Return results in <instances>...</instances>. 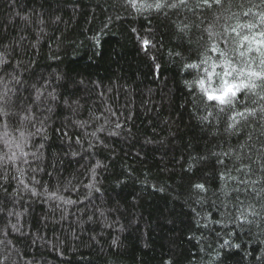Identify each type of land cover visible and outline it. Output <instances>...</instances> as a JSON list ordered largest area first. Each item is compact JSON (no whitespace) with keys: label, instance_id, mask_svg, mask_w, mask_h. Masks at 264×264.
Segmentation results:
<instances>
[{"label":"trees","instance_id":"1","mask_svg":"<svg viewBox=\"0 0 264 264\" xmlns=\"http://www.w3.org/2000/svg\"><path fill=\"white\" fill-rule=\"evenodd\" d=\"M198 3L0 0V264H264V112L185 67L264 4Z\"/></svg>","mask_w":264,"mask_h":264},{"label":"snow or ice","instance_id":"2","mask_svg":"<svg viewBox=\"0 0 264 264\" xmlns=\"http://www.w3.org/2000/svg\"><path fill=\"white\" fill-rule=\"evenodd\" d=\"M128 2L131 7L140 11L144 7H154L159 10L167 6L177 9L182 5L186 6L188 0H175V2L170 4H166L165 0H160V2L154 5L138 4L137 0H128ZM261 3L264 4V0H261ZM226 4L230 8L232 6L231 0H199L197 7L202 9L213 7L224 8ZM244 15L248 16L249 13L245 12ZM217 20H219V17ZM222 27V33L214 32L211 27L205 30L210 40L220 37L219 42H213L208 49L215 53L216 56L205 55L200 64L189 63L185 67L198 69L201 64L207 65L204 68V77L194 81L200 88L202 96L206 98L207 103L204 104L205 110H208L213 104L218 106L220 112H224L226 109L232 110L236 108V103L240 99V93L243 92L245 97H247L243 110H235L233 115L229 117L231 123H229L228 127L231 129L240 124L241 121L247 122L249 117L256 115V108H250L249 104L260 105L259 110L264 112V103H262L264 102V13L258 14L256 22L240 23L237 21L235 26ZM243 29H247V34L242 32ZM233 34L238 38L232 41L234 47L229 46V39ZM144 43L145 45L148 44L147 41ZM221 44L224 45L223 48ZM253 53L255 55H252ZM213 78L219 81V85L214 88L206 87V80L211 81ZM6 97L7 92L0 95V116L8 115L5 111V105L8 102ZM212 115L213 113L208 111V114L203 116L202 119L207 120ZM24 118L29 119L28 116ZM220 163H223V161H220ZM237 170L243 171V169ZM240 182L244 184L248 183V181L244 180ZM194 188L200 192L206 190L204 184H196ZM68 203H71V201ZM257 215L258 213L253 205L249 204L247 209L242 210L240 215L236 216L235 219L241 225L251 224L255 221L250 220L249 216L254 217Z\"/></svg>","mask_w":264,"mask_h":264}]
</instances>
